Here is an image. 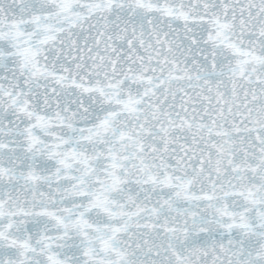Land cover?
<instances>
[{
	"label": "snow or ice",
	"instance_id": "1",
	"mask_svg": "<svg viewBox=\"0 0 264 264\" xmlns=\"http://www.w3.org/2000/svg\"><path fill=\"white\" fill-rule=\"evenodd\" d=\"M0 264H264V0H0Z\"/></svg>",
	"mask_w": 264,
	"mask_h": 264
}]
</instances>
